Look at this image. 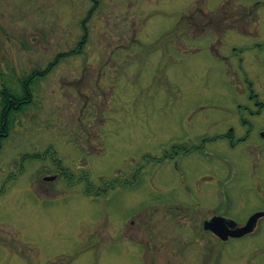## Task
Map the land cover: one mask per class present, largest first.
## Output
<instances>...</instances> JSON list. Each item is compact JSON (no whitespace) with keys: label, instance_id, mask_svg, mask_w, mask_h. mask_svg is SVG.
Segmentation results:
<instances>
[{"label":"rangeland","instance_id":"rangeland-1","mask_svg":"<svg viewBox=\"0 0 264 264\" xmlns=\"http://www.w3.org/2000/svg\"><path fill=\"white\" fill-rule=\"evenodd\" d=\"M261 1L0 0V86L19 91L20 77L45 70L84 37L80 52L48 67L32 102L0 128V264H243L251 257L247 240L213 255L216 246L198 240L190 223L199 215L180 207L200 209L197 188L211 187L199 183L207 162L218 164L217 187L246 189L242 149L217 147L233 165L189 155L176 169L150 157L185 134L222 132L205 121L219 115L209 104L223 83L237 92L224 75L238 70L219 64L210 47L229 57L241 37L208 26L199 36L197 7L227 15L240 11L236 3ZM254 255L263 264L264 249Z\"/></svg>","mask_w":264,"mask_h":264},{"label":"flooded vegetation","instance_id":"flooded-vegetation-1","mask_svg":"<svg viewBox=\"0 0 264 264\" xmlns=\"http://www.w3.org/2000/svg\"><path fill=\"white\" fill-rule=\"evenodd\" d=\"M232 3L235 4L234 2ZM236 4H239L240 11L238 12V8L233 7L234 12L227 15L226 13L205 15L203 10L197 7L198 15H204V17L197 18L200 30L199 36L205 34V28L208 26L210 27L208 30H211L212 33L222 27H228L227 29L241 37L238 46L231 45L229 47L232 52L229 55L232 60L229 62L225 60L226 58L229 59V57L220 55L215 48L216 46L210 47V50L215 53L217 58L223 59L219 64H225L228 69L234 65V68L238 70H231L229 78L224 75V80L226 79L229 82V86L235 87L234 89L237 92L231 95L225 92L227 84L223 83L222 92L213 100V103L209 104L219 115L211 121L209 119L205 121L211 123L212 126H220L221 129L223 128L222 132L210 133L202 130L201 133L191 136L185 134L182 136L181 141L171 142L160 154L153 155L150 159L152 158L154 163L173 164L176 169H178L177 163L182 162L189 155L205 156L206 159H220L223 163L226 162L229 165H233L232 160L220 154L217 147L227 145L232 150L242 149L246 154L242 164L249 176V180L246 182L248 183L246 189L234 190L233 188L224 187V185L217 187L220 179L212 175L211 171L218 164L216 162H207L209 167H207L206 171L200 173L199 183H205L211 185V187L203 189L199 186L197 188L198 196L203 197L202 203L198 199L195 204V207L200 209L192 207L193 205L185 204L184 206L180 204V207H182L183 211H191L194 213L193 215H199L198 222L194 223L191 221L190 223L199 229L198 240H201L206 245L217 247H215L214 251L216 253L213 255L217 257L223 252L224 248L222 246L225 244L247 240V243L252 246L251 257L246 258L243 264H257L259 261L255 259L254 254L264 249L258 248L260 244L264 245V81L259 79L260 72L249 74L248 69L258 68L264 75V12L258 11L259 6L264 9V0L251 4L246 2ZM246 38L251 40L252 43L249 45L245 43L243 40ZM217 40L221 43L219 38ZM249 53L254 54L250 61L244 58ZM54 63L56 62L53 61L50 64L53 65ZM43 72L44 70L41 72L34 70L33 73L24 75L17 80L18 84H20L19 91L22 95H29L28 90L30 89L29 101L32 98V87L36 80L43 76ZM226 72L227 70L224 74ZM34 75L36 77L32 78ZM12 99L11 95L7 101L8 106L14 109L17 105ZM9 118H12V115ZM231 168L234 169L233 166ZM179 175L182 176L181 171ZM203 203L205 204L203 205ZM246 207L250 208L247 213H245ZM257 212H261L262 215L253 222V227L250 231L238 237L231 235L232 232L244 226L253 213L256 214ZM212 219H215V224L218 223L216 225L224 227L221 234L225 235V238L216 234L212 229L204 227ZM256 244L258 246H254Z\"/></svg>","mask_w":264,"mask_h":264},{"label":"trees","instance_id":"trees-1","mask_svg":"<svg viewBox=\"0 0 264 264\" xmlns=\"http://www.w3.org/2000/svg\"><path fill=\"white\" fill-rule=\"evenodd\" d=\"M89 14V12L87 13V15ZM83 41H84V37H83ZM83 41H79L77 43V45L75 46V48L72 50H70L69 52L67 53H59L58 55L55 56V62L59 59V58H63L64 56H68V55H73V54H78L80 52V45L81 43L83 44ZM52 64H50L51 66ZM53 66V65H52ZM48 67V66H47ZM45 68L44 72H43V75L45 73H47V70L48 68ZM37 75V74H36ZM36 75H34L32 78L36 77ZM29 91V95H26L24 96V94L22 95L20 93V91H16V90H12V87L7 85L6 83H3L1 86H0V124H1V127H6V125L8 126V123L6 122V120L9 118V116L11 114L14 115V113H18V111H20L22 108H24L27 104H30L31 101H29V97H30V94H31V91L30 89L28 90ZM12 95L13 97V102H15V104L17 105L14 109L10 106H8V101L7 99ZM25 99V101H23ZM0 132H1V129H0ZM0 140H1V137H0ZM114 182H112V185H114ZM117 183V182H116Z\"/></svg>","mask_w":264,"mask_h":264},{"label":"water","instance_id":"water-1","mask_svg":"<svg viewBox=\"0 0 264 264\" xmlns=\"http://www.w3.org/2000/svg\"><path fill=\"white\" fill-rule=\"evenodd\" d=\"M261 215H262L261 212H257L256 214L253 213V215H251L249 217L247 222H245L244 226L238 228L237 231L232 232L231 235L238 237L245 232L247 233L248 231H250L252 229L253 222L256 221L257 217H259ZM216 224H218V223H216ZM216 224H215V219H212L211 221L207 222L204 227H206V228L208 227V228L212 229L213 231H215L216 234L220 235L222 238H225L226 236L221 234L224 227L218 226Z\"/></svg>","mask_w":264,"mask_h":264}]
</instances>
